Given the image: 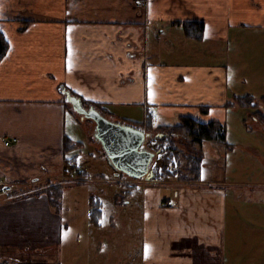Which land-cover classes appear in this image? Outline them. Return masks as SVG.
I'll return each instance as SVG.
<instances>
[{
	"label": "crops",
	"instance_id": "1",
	"mask_svg": "<svg viewBox=\"0 0 264 264\" xmlns=\"http://www.w3.org/2000/svg\"><path fill=\"white\" fill-rule=\"evenodd\" d=\"M190 21L204 22L202 40L185 33ZM0 29V181L16 188L0 196V264H264V148L233 167L236 146L207 141L200 179L115 174L100 199L79 186L105 178L73 176L67 120L81 119L61 90L145 131L234 114L264 145V124L246 118L256 109L237 99L264 96V67L243 86V70L209 60L213 48H189L222 42L231 54L243 30L264 35V0H0ZM137 112L143 121L122 122ZM63 182L78 189L71 205L62 189L57 206L47 189Z\"/></svg>",
	"mask_w": 264,
	"mask_h": 264
},
{
	"label": "rangeland",
	"instance_id": "2",
	"mask_svg": "<svg viewBox=\"0 0 264 264\" xmlns=\"http://www.w3.org/2000/svg\"><path fill=\"white\" fill-rule=\"evenodd\" d=\"M245 38H242L237 41L236 45V51L235 53H227L224 54L223 48L228 45V43H222V42H212L207 41L205 43L201 41L194 40L191 42L192 46H189L192 50L196 51L199 47L201 49H208L210 50L213 48L215 55L214 57H210V61H215L217 63H223V64H230L234 67V69L243 70V76L246 78V81L243 86L247 84H250L252 81L250 73H254V70L264 67V63L262 64V61L264 60L263 54L260 51V49H256V45L259 44V41L264 43V35L260 33V31H250V30H243L242 31ZM209 45L211 47H209ZM260 46V45H259ZM251 48L254 49V51H251ZM256 49V50H255ZM225 50V49H224ZM252 52V53H251ZM197 54H195L196 56ZM199 60L200 58H203L204 56L202 54H199ZM227 56V58H226ZM230 57V58H229ZM245 86V87H246ZM245 96H252V95H245ZM255 99V96H252ZM264 96H259L255 100H260L263 102ZM73 111L72 109H70ZM128 116L131 115V113ZM78 119H81L79 121H75L72 114L70 113L67 120V126L68 130L70 132V136L72 138H75L77 140V146L70 149V155H77V162L80 164L79 171L76 172L73 176H76L75 178H78L79 175L83 174V171L86 172L84 175L88 176L87 178H105L102 181H88L82 186L81 188L82 193L85 192L87 195H89L91 192L96 193L99 198L101 199V194H103V198L113 196L115 189L118 188V184H113L110 180L118 178L115 174V170L111 167V165L108 163V160L106 158V155L104 154L102 143L97 141L95 134V129H90V127L95 126V123L90 118H82L79 114H77ZM249 115V114H248ZM247 115L246 118H249ZM133 116V117H132ZM129 118H124L125 121L122 122H132V120H139L143 121L144 119H141L144 117V114L135 113ZM143 116V117H140ZM132 118V119H131ZM135 118V119H134ZM236 119L234 114H231L229 116V121L226 124L227 126V141L229 144L236 146L231 153L229 154V160L230 164H233V167H239L241 163H248L247 161L255 160V155L250 154L249 147L254 148L255 150L259 151L264 148L263 142L259 140L260 134L256 132L255 130L249 131L246 123L249 119L245 120ZM132 124V123H130ZM86 127L87 129H84ZM149 130V129H148ZM169 142V140H166V142ZM165 142V143H166ZM162 141L157 140L155 141L156 145H160ZM164 143V144H165ZM179 148L186 149L187 147H183V145H180L177 143ZM190 148V147H189ZM192 148V147H191ZM187 151V150H184ZM156 152V150H155ZM158 156H160L159 152H156ZM181 163L183 164V168H185L186 161L184 159H181ZM163 162L160 161V165H162ZM248 165L244 166L247 167ZM74 166L72 165L71 168ZM173 168V167H172ZM171 169V168H170ZM62 184H65L63 182ZM57 185V184H54ZM71 185L65 184L64 192L66 194L65 196V204L71 205V202H74L75 195L74 190L78 189L77 187H70ZM63 192V193H64ZM97 198V197H96ZM107 206H111V203L107 202Z\"/></svg>",
	"mask_w": 264,
	"mask_h": 264
},
{
	"label": "trees",
	"instance_id": "3",
	"mask_svg": "<svg viewBox=\"0 0 264 264\" xmlns=\"http://www.w3.org/2000/svg\"><path fill=\"white\" fill-rule=\"evenodd\" d=\"M183 27L185 33L188 36L195 37L198 40L203 39L205 28L204 22H184ZM7 50L8 43L0 29V61L6 54ZM61 90L65 95L75 96L76 98L81 100L83 104H87L92 108H96L101 114L106 116L107 109L104 105L86 101L75 93L71 92L69 89H66V87L63 85H61ZM237 99L239 101L238 103L242 106L247 105L248 107L256 109V111L253 112L252 116L249 117L251 118L250 120L257 121L262 125L264 124V110L257 109V101L252 96H238ZM68 103H70L71 105V102ZM205 108L203 107L202 110L206 111ZM72 109L74 113L79 114L76 110H74L73 106ZM82 115L83 114H80V116ZM151 122L152 118L150 117V119L148 120V124H150ZM149 130L153 131V129ZM153 132L149 137L148 142L151 145L152 149L156 150V152H159L160 156L157 155V158L161 162H163L162 165H160L159 163L154 167L155 177L157 179L167 177H178L184 180L200 179L203 168V144L207 141H218L224 143H226L227 141L226 123L220 122L218 120H211L206 122L200 121L189 115L182 116L180 119V123L176 125H161ZM157 140L162 141V143L160 145H156L155 141ZM166 140H169V142H166ZM177 143L187 148H179ZM68 146L69 145L67 143L66 148H68ZM181 159H184L186 161L185 168H183ZM172 167L174 168L173 171H171L170 169ZM121 174L124 175L125 173L121 172ZM47 192L51 198L52 204L58 206L62 194V187L60 185H54L49 187L47 189ZM92 207V214L95 218L96 212H100V205L96 204L93 200Z\"/></svg>",
	"mask_w": 264,
	"mask_h": 264
},
{
	"label": "water",
	"instance_id": "4",
	"mask_svg": "<svg viewBox=\"0 0 264 264\" xmlns=\"http://www.w3.org/2000/svg\"><path fill=\"white\" fill-rule=\"evenodd\" d=\"M74 110L96 123V137L102 143L106 158L117 175L134 178L155 177L150 169L154 153L142 148L149 133L141 128L109 120L97 109L87 110L81 100L68 96Z\"/></svg>",
	"mask_w": 264,
	"mask_h": 264
},
{
	"label": "built area",
	"instance_id": "5",
	"mask_svg": "<svg viewBox=\"0 0 264 264\" xmlns=\"http://www.w3.org/2000/svg\"><path fill=\"white\" fill-rule=\"evenodd\" d=\"M148 113L153 117L155 115V111L152 107H148ZM6 145H10L13 143V140L9 139L6 140ZM14 191H16V188L8 182H2L0 181V196H5V195H10L11 193H13Z\"/></svg>",
	"mask_w": 264,
	"mask_h": 264
},
{
	"label": "flooded vegetation",
	"instance_id": "6",
	"mask_svg": "<svg viewBox=\"0 0 264 264\" xmlns=\"http://www.w3.org/2000/svg\"><path fill=\"white\" fill-rule=\"evenodd\" d=\"M83 103V102H82ZM83 106L87 109V110H90V109H92V107L91 106H89V105H87V104H83ZM82 118H84L83 116H82Z\"/></svg>",
	"mask_w": 264,
	"mask_h": 264
}]
</instances>
